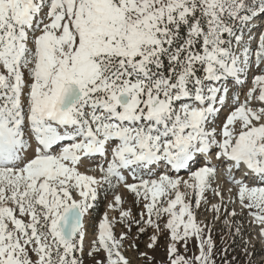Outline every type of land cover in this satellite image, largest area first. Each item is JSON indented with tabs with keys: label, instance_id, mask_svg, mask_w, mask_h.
I'll return each mask as SVG.
<instances>
[{
	"label": "snow or ice",
	"instance_id": "snow-or-ice-1",
	"mask_svg": "<svg viewBox=\"0 0 264 264\" xmlns=\"http://www.w3.org/2000/svg\"><path fill=\"white\" fill-rule=\"evenodd\" d=\"M257 20L264 0H0V264H131L133 224L154 230L149 248L167 232L168 264H216L196 209L211 190L218 218L221 174L264 242ZM108 192L119 220L105 213L85 251V218Z\"/></svg>",
	"mask_w": 264,
	"mask_h": 264
},
{
	"label": "rangeland",
	"instance_id": "rangeland-1",
	"mask_svg": "<svg viewBox=\"0 0 264 264\" xmlns=\"http://www.w3.org/2000/svg\"><path fill=\"white\" fill-rule=\"evenodd\" d=\"M262 22V23H261ZM260 23V26L257 27V24ZM264 24V21H256V35L258 36L259 31L261 30V25ZM253 48L256 47L255 41L251 45ZM258 74L250 73L247 77V82L243 89H240L239 86L232 95H239L241 100H243V92L252 86V75ZM229 87H231L229 85ZM221 179V180H220ZM218 181L220 188L223 191L224 202L221 212L217 218L216 214L212 212L211 205L221 203L220 198L213 195L212 191L209 190L205 193L208 203L205 204L203 201L201 206L196 209L197 220L203 222L208 227L205 229L206 235L209 233L214 242V259L216 264H224V261L227 260L230 264H264V242H261L257 238L258 226L251 222V217L248 215L247 210H241L238 203L231 204L228 202L229 193L227 191L230 185L225 183V179L221 174V178ZM129 182L131 179L129 178ZM216 187V184L213 185ZM117 193L123 197L124 203L122 207L125 210L130 209L132 214L139 219V213L141 212V207L137 206L135 203V198L131 193H128L123 187L117 190ZM114 202V194L108 192L107 196L101 195L96 202V206L90 210V215L88 217V227L87 237L85 241V251L88 250V241L93 239V233L98 227L99 221L103 218L106 213L109 219L119 220L118 212L110 211L108 209V204ZM233 210L236 212L235 217H231L228 214ZM225 219L229 221L226 225L224 223ZM163 223V222H161ZM240 228V234H235V229ZM115 233L119 236L121 233L128 232L127 227L124 224L116 223L114 228ZM156 234L153 229H148L143 234L138 232V229L135 224L132 225L130 232V239L125 240L124 247L122 249L125 256L129 258L131 264H168V253L167 247L169 244V237L167 232L158 234V240L156 246L149 248L148 245L151 243L150 237ZM251 241L254 247L250 246V251L253 252L251 261L246 256L243 249L246 246V242ZM198 242L196 240H190L188 243L189 251L186 253L188 257H191L193 253L198 254ZM179 247V250L184 254L183 247ZM225 249L227 250L225 252ZM140 253H147V256L151 258L148 261L145 257L141 256ZM85 264H92V261L85 257Z\"/></svg>",
	"mask_w": 264,
	"mask_h": 264
},
{
	"label": "bare ground",
	"instance_id": "bare-ground-1",
	"mask_svg": "<svg viewBox=\"0 0 264 264\" xmlns=\"http://www.w3.org/2000/svg\"><path fill=\"white\" fill-rule=\"evenodd\" d=\"M261 23H262V22H261ZM258 26H260V23L257 24V27H258ZM220 180H221V179H220ZM88 217H89V216H87V217L85 218V226H86V229H87L88 224H89Z\"/></svg>",
	"mask_w": 264,
	"mask_h": 264
}]
</instances>
